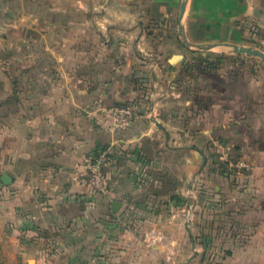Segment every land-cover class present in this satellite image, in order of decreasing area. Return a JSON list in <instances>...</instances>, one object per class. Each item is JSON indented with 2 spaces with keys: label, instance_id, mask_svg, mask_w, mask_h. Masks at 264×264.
Segmentation results:
<instances>
[{
  "label": "crops",
  "instance_id": "0c3cea01",
  "mask_svg": "<svg viewBox=\"0 0 264 264\" xmlns=\"http://www.w3.org/2000/svg\"><path fill=\"white\" fill-rule=\"evenodd\" d=\"M182 2L0 0L3 264H264V0Z\"/></svg>",
  "mask_w": 264,
  "mask_h": 264
},
{
  "label": "built area",
  "instance_id": "2783aa9c",
  "mask_svg": "<svg viewBox=\"0 0 264 264\" xmlns=\"http://www.w3.org/2000/svg\"><path fill=\"white\" fill-rule=\"evenodd\" d=\"M114 124L120 128L129 127L135 117V108L130 105L114 106L109 110ZM111 148L101 147L95 151L88 153L83 161L81 172L73 175V180L79 184L89 187L93 191L104 192L108 188V177L106 168L111 162ZM223 161H228V170L234 176L247 174L251 170L249 165L243 159H235L228 153L223 157ZM194 205H188V221L193 218Z\"/></svg>",
  "mask_w": 264,
  "mask_h": 264
},
{
  "label": "water",
  "instance_id": "95a60500",
  "mask_svg": "<svg viewBox=\"0 0 264 264\" xmlns=\"http://www.w3.org/2000/svg\"><path fill=\"white\" fill-rule=\"evenodd\" d=\"M186 4H187V0H183V2L181 4V16L185 12ZM183 38H184V42L188 46H193V44L188 42V40H187L185 35H183ZM196 47H198V48H200L202 50H206V49L211 48V46H196ZM233 47H234V50L237 53H246V54H249V55L258 56L264 62V52H262L260 50H257V49H254V48H250V47H241V46H238V45H233ZM11 182H12L11 177L8 174H4L1 177V179H0V188H2L3 185H7V184H9ZM121 205H122V203L119 202V201L113 202V204H112L113 211L117 212L120 209ZM194 248H195V245H194ZM31 264H33V262H31Z\"/></svg>",
  "mask_w": 264,
  "mask_h": 264
},
{
  "label": "trees",
  "instance_id": "16d2710c",
  "mask_svg": "<svg viewBox=\"0 0 264 264\" xmlns=\"http://www.w3.org/2000/svg\"><path fill=\"white\" fill-rule=\"evenodd\" d=\"M135 111H136V109H135ZM233 158H235V157H233ZM217 169H219L220 173L223 175H225L226 173L231 174V171L229 172V170H228V161L222 160V161L218 162ZM0 264H3V261L1 259V244H0Z\"/></svg>",
  "mask_w": 264,
  "mask_h": 264
},
{
  "label": "rangeland",
  "instance_id": "374dc122",
  "mask_svg": "<svg viewBox=\"0 0 264 264\" xmlns=\"http://www.w3.org/2000/svg\"><path fill=\"white\" fill-rule=\"evenodd\" d=\"M253 60H255V59H253ZM187 215H188V213L186 212V218H187ZM187 220H188V218H187ZM31 262H33V264H35L34 261H31ZM30 264H31V263H30Z\"/></svg>",
  "mask_w": 264,
  "mask_h": 264
}]
</instances>
